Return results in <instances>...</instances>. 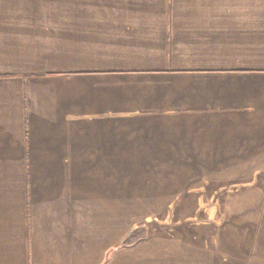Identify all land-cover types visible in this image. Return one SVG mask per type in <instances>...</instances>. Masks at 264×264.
Instances as JSON below:
<instances>
[{
    "label": "crops",
    "instance_id": "crops-1",
    "mask_svg": "<svg viewBox=\"0 0 264 264\" xmlns=\"http://www.w3.org/2000/svg\"><path fill=\"white\" fill-rule=\"evenodd\" d=\"M262 175L264 0H0V264H264ZM212 184V244L133 236Z\"/></svg>",
    "mask_w": 264,
    "mask_h": 264
},
{
    "label": "rangeland",
    "instance_id": "rangeland-1",
    "mask_svg": "<svg viewBox=\"0 0 264 264\" xmlns=\"http://www.w3.org/2000/svg\"><path fill=\"white\" fill-rule=\"evenodd\" d=\"M179 165L184 164H155L154 166L155 171L163 172L164 174L165 172H169L170 179L171 177L173 179L176 178V172H178L177 168H179ZM185 165L187 166L190 164ZM241 165L243 164H240V167ZM198 166L221 172V167L226 165L199 164ZM233 166V171L236 172V167H239V164H234ZM173 172L175 175H172ZM262 178H264V175H262ZM262 178H259V180L264 182V179ZM179 187L180 186L177 185H169L170 191L158 196L171 197L173 192L179 189ZM221 187L222 186H215L213 184L207 185L198 191L194 197L193 195H190V197H185L179 200L169 201L156 199L157 195H155V200L153 201V218L148 220L147 224L142 226L139 225L133 233V236L139 239L141 237L149 236L150 234L159 236L169 232H179L187 238L190 237V234L197 236L201 235L202 239H205L209 244H212L216 222L222 216L223 205L225 202L223 200L225 190H222Z\"/></svg>",
    "mask_w": 264,
    "mask_h": 264
}]
</instances>
